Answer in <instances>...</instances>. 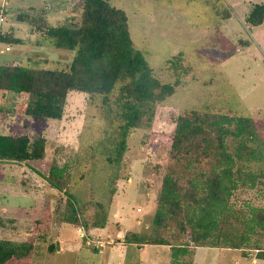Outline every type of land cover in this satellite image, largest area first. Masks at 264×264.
Masks as SVG:
<instances>
[{
    "label": "rangeland",
    "instance_id": "obj_1",
    "mask_svg": "<svg viewBox=\"0 0 264 264\" xmlns=\"http://www.w3.org/2000/svg\"><path fill=\"white\" fill-rule=\"evenodd\" d=\"M108 2L125 11L133 45L154 75L172 82L167 66L173 61L184 71L183 82L156 105L148 127L130 131L117 165L107 161L117 124L101 108L100 95L70 90L62 118L52 120L25 116V93L10 99L0 92V135L45 137L41 160L0 161V205L12 219L0 226V237L34 243L29 257L9 264H172L175 257L187 264H264L251 248L179 249L186 235L173 222L153 224L178 113L193 108L264 120V19L258 25L247 21L252 5L264 0ZM81 6L82 0H0V35L20 39L0 41V62L68 68L74 50L53 47L43 30L79 18ZM29 7L43 9L45 23L16 21L14 11ZM51 166H64L62 190L46 182ZM236 196L237 204L264 206L258 190L241 189ZM66 198L78 209L79 227L61 221Z\"/></svg>",
    "mask_w": 264,
    "mask_h": 264
},
{
    "label": "trees",
    "instance_id": "obj_2",
    "mask_svg": "<svg viewBox=\"0 0 264 264\" xmlns=\"http://www.w3.org/2000/svg\"><path fill=\"white\" fill-rule=\"evenodd\" d=\"M14 18L29 25L45 23V11L18 8ZM263 19L264 5L253 4L247 21L258 25ZM43 33L53 47L74 50L68 68L36 69L9 63L11 60L0 62L2 96L15 99L25 93V116L60 120L70 90L100 95L101 108L115 120L118 133L113 156H108L107 161L119 164L130 131L150 125L156 105L174 93L183 82L180 77L184 71L177 62L170 61L167 68L173 81L156 77L133 45L125 11L110 5L108 0H82L79 18L68 17L56 25H45ZM0 41L20 43L13 36L0 35ZM117 83L120 85L114 89ZM44 154L42 135L30 138L18 133L8 139L0 135V161L41 160ZM63 172L64 166L49 168L45 178L51 188L63 189L59 181ZM241 189L258 190L264 198V120L193 108L178 113L153 224L165 228L168 221L173 222L178 232L186 235L185 244L180 243L179 249H184L182 245L192 249L251 248L262 258L264 206L248 200L237 204L236 193ZM65 204L61 221L81 226L73 201L66 198ZM6 221L12 219L0 217V225ZM33 248L31 239L0 237V264L27 258ZM193 253L189 255L192 257ZM175 258L172 264L188 263L183 257Z\"/></svg>",
    "mask_w": 264,
    "mask_h": 264
},
{
    "label": "crops",
    "instance_id": "obj_3",
    "mask_svg": "<svg viewBox=\"0 0 264 264\" xmlns=\"http://www.w3.org/2000/svg\"><path fill=\"white\" fill-rule=\"evenodd\" d=\"M5 205H3V204H1L0 205V217H2V218H8L7 217V213L6 214H4V216H3V211H4V207ZM7 206V205H6ZM6 211H7V208L5 209ZM0 226H2V225H0ZM193 255H194V253H193ZM193 259V258H192Z\"/></svg>",
    "mask_w": 264,
    "mask_h": 264
},
{
    "label": "built area",
    "instance_id": "obj_4",
    "mask_svg": "<svg viewBox=\"0 0 264 264\" xmlns=\"http://www.w3.org/2000/svg\"><path fill=\"white\" fill-rule=\"evenodd\" d=\"M6 49H8V48H6Z\"/></svg>",
    "mask_w": 264,
    "mask_h": 264
}]
</instances>
